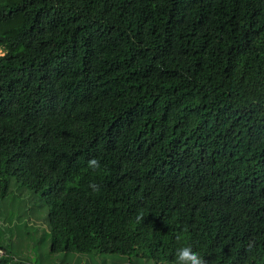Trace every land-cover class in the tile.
<instances>
[{
    "label": "trees",
    "instance_id": "16d2710c",
    "mask_svg": "<svg viewBox=\"0 0 264 264\" xmlns=\"http://www.w3.org/2000/svg\"><path fill=\"white\" fill-rule=\"evenodd\" d=\"M0 47V190L51 253L264 264V0H0Z\"/></svg>",
    "mask_w": 264,
    "mask_h": 264
},
{
    "label": "rangeland",
    "instance_id": "374dc122",
    "mask_svg": "<svg viewBox=\"0 0 264 264\" xmlns=\"http://www.w3.org/2000/svg\"><path fill=\"white\" fill-rule=\"evenodd\" d=\"M0 53H2L0 49ZM0 243L12 245L22 264H154L151 258L119 254L51 253L49 209L40 193L19 184L12 176L0 190Z\"/></svg>",
    "mask_w": 264,
    "mask_h": 264
},
{
    "label": "clouds",
    "instance_id": "9594fccd",
    "mask_svg": "<svg viewBox=\"0 0 264 264\" xmlns=\"http://www.w3.org/2000/svg\"><path fill=\"white\" fill-rule=\"evenodd\" d=\"M87 166L91 170L98 169L99 161L95 158H91L87 161ZM92 187L94 190L96 189V185H93ZM177 239L180 240L181 237L177 236ZM174 261L175 264H205L204 258L190 243H180L176 247L174 251Z\"/></svg>",
    "mask_w": 264,
    "mask_h": 264
}]
</instances>
